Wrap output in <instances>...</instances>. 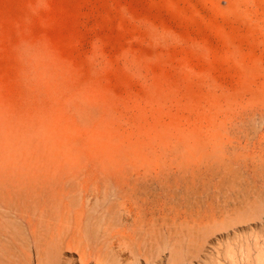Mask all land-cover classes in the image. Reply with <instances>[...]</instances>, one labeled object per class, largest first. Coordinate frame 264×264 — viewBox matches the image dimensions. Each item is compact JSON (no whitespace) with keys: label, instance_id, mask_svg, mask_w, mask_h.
Returning a JSON list of instances; mask_svg holds the SVG:
<instances>
[{"label":"rangeland","instance_id":"374dc122","mask_svg":"<svg viewBox=\"0 0 264 264\" xmlns=\"http://www.w3.org/2000/svg\"><path fill=\"white\" fill-rule=\"evenodd\" d=\"M0 183L63 264H264V0H0Z\"/></svg>","mask_w":264,"mask_h":264},{"label":"bare ground","instance_id":"6f19581e","mask_svg":"<svg viewBox=\"0 0 264 264\" xmlns=\"http://www.w3.org/2000/svg\"><path fill=\"white\" fill-rule=\"evenodd\" d=\"M3 186L4 185L0 183V264H23V258L27 254V247H29L30 252H32L31 255H28L30 257L32 256V258L34 257V259L36 260V264L65 263L63 262V260H61V252L63 251H60L61 248L59 250L55 247L56 250H58V253L56 252L57 254H55L54 244L56 245L57 242H55L56 240H53L55 238L53 234H50L52 236H49V233H42L35 229L34 226H29V224L33 225L31 224L32 220L30 219V214H27L28 216H26L23 211H20L19 208H16L17 206L15 207L13 202L10 201L8 195L3 191ZM120 197L123 196L120 195ZM125 204L127 205L126 207L129 213L132 214L140 206L137 202L131 200L130 198L125 199ZM15 228H17V230ZM46 234H48V238L51 237L49 238V240L51 239L50 241L46 240ZM43 236L46 238L45 243L44 241H41L43 239ZM75 237L76 236H73L70 238V240L68 239V244L70 246L73 245ZM60 241L63 242V238ZM13 248L17 249L18 252L13 251ZM93 257L94 254L92 252H87L85 250L82 252L79 259H77L76 261H71V264H93ZM118 262L121 261L119 260Z\"/></svg>","mask_w":264,"mask_h":264}]
</instances>
